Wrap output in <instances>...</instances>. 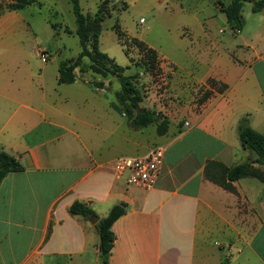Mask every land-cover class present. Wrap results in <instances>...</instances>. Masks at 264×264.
<instances>
[{
  "label": "crops",
  "instance_id": "obj_1",
  "mask_svg": "<svg viewBox=\"0 0 264 264\" xmlns=\"http://www.w3.org/2000/svg\"><path fill=\"white\" fill-rule=\"evenodd\" d=\"M211 1L210 12L205 4L207 13L184 27L180 52L188 64L153 48L166 74L156 112L167 128L151 136L123 111L126 121L106 104L68 95L88 87L86 79L77 84L84 72L57 83L58 63L45 69L49 56L32 66L28 48L37 53L39 46L24 13L33 17L34 4L0 14V58L13 65L0 68V147L22 166L0 181V264H100L98 232L89 218L69 212L74 200L98 218L125 203L111 225L109 264H264V183L241 177L230 191L204 175L208 161L231 166L256 156L239 142L241 117L264 134V7L253 12L245 2L235 31L221 10L230 0ZM59 2L72 11L69 0ZM56 23L54 34L65 32ZM156 146L164 152L150 189L126 184L107 165Z\"/></svg>",
  "mask_w": 264,
  "mask_h": 264
},
{
  "label": "rangeland",
  "instance_id": "obj_2",
  "mask_svg": "<svg viewBox=\"0 0 264 264\" xmlns=\"http://www.w3.org/2000/svg\"><path fill=\"white\" fill-rule=\"evenodd\" d=\"M41 1L44 3L43 7L31 6V9L35 11L33 17L24 13L31 27L36 30L35 43L39 46L37 53L35 52L36 47L31 46L32 44L29 46L30 57L28 59L34 68H38L42 65L39 56H49L45 69L54 70V63L57 65L59 59H74L80 47L78 37L73 32L65 31L55 35L49 23L45 21V17L50 18L52 22H60L63 27L71 30L75 25L71 7L66 8L59 0L56 3L54 0ZM78 1L82 12L92 15L102 0ZM221 1L228 2V0ZM205 4L210 6L208 9L210 12L213 9L211 0H107L110 14L101 21L98 46L101 51L112 57L115 63L124 67L125 74L139 72L138 86L143 94L141 106L156 111L158 104L164 103L165 83L163 77L166 74H163L159 63L157 68L151 72L148 62L132 43L128 44L126 55L123 46L118 41L116 31H120L122 36H132L143 40L154 48L159 56L171 55L177 61L188 64L190 58L188 59L180 52L181 36L187 35L184 27L193 28L195 17L201 18L207 13V11L201 10ZM52 9L57 10L58 13L56 14ZM246 10H248V4H245L244 11ZM57 47L60 49L59 53H57ZM82 63L83 67L87 66L89 59L84 57ZM11 66L13 65L10 62L7 63L6 59L0 58V68L10 70ZM77 76V84H82V79L89 81L102 79L109 86L100 88L101 94H97L89 82V85H86L88 87L82 86L80 90L67 91L68 95L74 97L75 101L85 99L87 102L85 104L91 102L100 104L101 109L103 104H106L108 114L122 117L121 111L114 105L116 103L114 92L120 88L119 82L114 76L108 74L106 77H101L91 71L77 73ZM122 119L126 121L125 117ZM155 129V124H148L143 129V135L151 136Z\"/></svg>",
  "mask_w": 264,
  "mask_h": 264
},
{
  "label": "trees",
  "instance_id": "obj_3",
  "mask_svg": "<svg viewBox=\"0 0 264 264\" xmlns=\"http://www.w3.org/2000/svg\"><path fill=\"white\" fill-rule=\"evenodd\" d=\"M74 15L75 27L73 30L64 28L66 32H73L78 37L79 51L74 59H60L58 62L57 83H71L76 79V69L81 72L90 70L101 76L112 75L119 82L120 88L114 92L116 103L114 105L120 111H123L129 124L134 128H141L148 124L156 125V132L163 133L167 128V118L160 112L147 109L140 105L143 94L138 86L139 72L125 74L124 67L114 62V59L101 51L98 46V37L101 32V21L110 14L107 0H102L96 11L91 15L81 10L78 0H69ZM245 2H252L251 10L259 11L264 7V0H230L223 5L221 10L225 14L228 25L238 30L243 25L241 8ZM41 7L38 0H9L6 3L0 1V14L4 10L20 9L28 5ZM54 32L58 31L60 24L52 22L47 18ZM118 41L123 46L127 55L128 44H131L141 53L149 70L153 72L157 68L159 60L155 50L149 47L144 41L136 37L122 36L123 34L116 31ZM84 57L89 59L87 66L83 67L82 60ZM90 85L95 88H108L109 84L103 80L91 81ZM237 135L241 146L255 153V157L226 166L218 161H208L204 168V175L221 187L234 191L232 181L241 177H255L264 183V134L251 128L246 117H241L237 124ZM256 163L257 165H253ZM22 169L19 161L10 153L0 147V181L9 171ZM72 214H78L88 219L95 215V212L84 202L74 200L68 208ZM125 212V203H115L108 210L107 214L98 218V257L100 264H109L108 258L113 245L114 234L111 230L112 223Z\"/></svg>",
  "mask_w": 264,
  "mask_h": 264
},
{
  "label": "built area",
  "instance_id": "obj_4",
  "mask_svg": "<svg viewBox=\"0 0 264 264\" xmlns=\"http://www.w3.org/2000/svg\"><path fill=\"white\" fill-rule=\"evenodd\" d=\"M41 58L44 60V55ZM163 152L162 147L156 146L144 155L117 156L107 163V165L115 177L124 175L126 184L150 189L157 180L162 164Z\"/></svg>",
  "mask_w": 264,
  "mask_h": 264
},
{
  "label": "water",
  "instance_id": "obj_5",
  "mask_svg": "<svg viewBox=\"0 0 264 264\" xmlns=\"http://www.w3.org/2000/svg\"><path fill=\"white\" fill-rule=\"evenodd\" d=\"M89 221L94 224L95 230L98 232V226H97V221H98V216L92 215L89 217Z\"/></svg>",
  "mask_w": 264,
  "mask_h": 264
}]
</instances>
